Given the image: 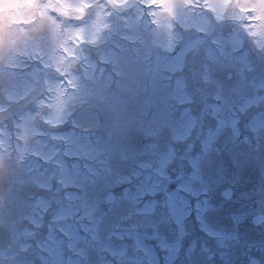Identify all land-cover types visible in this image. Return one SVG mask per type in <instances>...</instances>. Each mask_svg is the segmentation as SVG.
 <instances>
[{
  "label": "snow or ice",
  "instance_id": "obj_1",
  "mask_svg": "<svg viewBox=\"0 0 264 264\" xmlns=\"http://www.w3.org/2000/svg\"><path fill=\"white\" fill-rule=\"evenodd\" d=\"M137 108L161 118L130 152L125 115ZM242 120L243 141L264 148V0H0V225L35 239L52 257L41 264H92L103 204L128 205V223L114 226L127 230L108 236L146 254L148 228L171 223L182 237L183 193L208 191L204 164L226 130L241 137ZM117 155L135 167L101 201L96 185ZM176 163L183 179L170 188ZM210 206L197 201L196 218L211 232ZM253 221L264 225V213ZM104 247L131 259L127 247ZM161 247L175 258L177 247Z\"/></svg>",
  "mask_w": 264,
  "mask_h": 264
},
{
  "label": "rangeland",
  "instance_id": "obj_2",
  "mask_svg": "<svg viewBox=\"0 0 264 264\" xmlns=\"http://www.w3.org/2000/svg\"><path fill=\"white\" fill-rule=\"evenodd\" d=\"M208 11V10H206ZM151 14H146L145 17L141 18L140 23L143 26L145 20L151 23ZM121 23H126V21H121ZM259 77H257L258 79ZM143 145L138 148L133 149L129 147V151H138ZM250 158L254 165H249L246 163L245 158ZM264 152L261 149L255 147V141L252 143H245L242 138L238 139V142L233 144L231 140L225 145L224 148V158L223 161L215 160L212 161V167L217 169L218 175H222V186L223 187H235L236 190V200L226 201L223 205L220 203V198L212 201L217 208L218 212L213 218L212 214H208L206 217L209 228L216 231H229L224 233H234L239 239H242L244 245L248 247L256 246L260 247L264 245V235H262L258 229H252L251 225L245 219L247 215L248 205L251 203L248 196L252 190H259L261 187V182L258 178V170L264 167ZM113 173L106 175L102 178L96 185L95 194L102 201L105 193L109 190L110 185L115 181L118 175L126 174L135 167L131 159L122 160L117 155L112 160ZM183 169L177 164L172 169L173 173H180ZM119 192V189H116ZM239 205V210L237 209ZM102 207L107 210L106 216V231L105 238L102 244L97 247L95 242L91 248V259L95 264H107L108 262V250L104 247L107 245L108 248L119 249L127 247L128 255L132 256L136 261V264H144L145 257L136 254L133 250L134 243L131 238L124 237V239H119L116 235L108 236V232H124L127 229L120 227H114L117 224L124 225L128 221L122 220L121 217L125 216L129 211V207L126 203H121L119 205H114L111 208L107 205H102ZM194 231L197 232L193 235H179L176 226L174 224L168 223L161 225L159 231L156 235H153V229L148 228L147 232L141 234V240L144 245L149 249L148 256L155 255L157 258L156 264H168L165 261V257L161 253L162 244H172L174 247L178 248V259L185 260L186 257H192L193 259H198L194 249L201 246V242L206 243L208 246L214 244V240L205 234H200L196 225H193ZM233 231V232H232ZM176 254V256H177ZM155 258V259H156ZM169 261L172 259L169 255Z\"/></svg>",
  "mask_w": 264,
  "mask_h": 264
},
{
  "label": "clouds",
  "instance_id": "obj_3",
  "mask_svg": "<svg viewBox=\"0 0 264 264\" xmlns=\"http://www.w3.org/2000/svg\"><path fill=\"white\" fill-rule=\"evenodd\" d=\"M155 113V115H154ZM161 118V114L154 109L153 111H149L147 113L143 112L139 108H137L133 112H129L125 115V119L129 121L127 133L125 136L126 143L131 146L133 149L138 148L140 145H143L147 140L151 139L145 136V128L149 126L153 121L159 122ZM209 122L211 118H208ZM111 119L108 121H104L102 118V127L99 129H95V131L101 135H104L105 129L107 126H110ZM244 121H241V130L242 134H244ZM167 129L165 130V134L162 139H167ZM203 133H201V136ZM239 138L235 140L231 137L230 131H225L218 142V151H214L211 154L210 161L220 160L223 161L224 158V148L229 140L233 144L238 142ZM254 141V140H253ZM262 152H264V148H261ZM264 160V157H262ZM205 162L204 164V177L207 182L208 191L200 192L198 194L185 192L183 193L185 199L188 201L187 207L191 210V214L188 215L184 221L185 224V235H193L197 234L193 229V225L195 224L200 234H205L214 240V244L208 246L206 243L201 242V246L197 249H194L196 256L198 259H193L192 257H186L185 260H179L178 254L175 258L169 261V253L167 249L161 247V253L165 257V261L168 264H264V245L260 247L252 246L248 247L243 244L242 239L237 238L236 236L233 239L221 241L219 237L213 235V232L224 233L229 231H216L211 229L210 231H205L201 228L200 222L197 220V209L196 203L197 201L203 200V198H207L210 207L205 213V217L208 214H212L213 218H215V214L218 212L217 206L212 203V201L220 198V203L223 205L226 201H235L236 200V190L235 187H223L222 186V175H218L217 169L212 167V163ZM179 163L173 164L170 168V173L172 176V181L169 184L170 186H174L176 183L182 182V177L177 178V175L172 174V169ZM186 162H185V170H186ZM258 178L261 182V187L259 190H252L248 196L250 200V204L248 205L247 215L245 219L251 225L252 229H258V231L264 235V225L256 224L253 221V217L264 213V167L258 170ZM171 187V188H174ZM231 190L230 197L226 194V190ZM239 205H237V209L239 210ZM233 232V231H232ZM22 243H26L28 246L23 247ZM133 250L136 254L145 257L144 264H153V261L148 258V253L146 254L142 248L138 249L133 246ZM108 261H111L112 264H136L134 258L130 255L131 259L126 258H117L111 255L108 251ZM41 256H48L47 252L42 251V249L38 246L35 239L24 240L21 237L20 241H17L15 236L10 234L8 231L7 225H0V264H41ZM77 257H73L76 259ZM48 259L51 260L52 257L48 256ZM92 264L95 262L91 259Z\"/></svg>",
  "mask_w": 264,
  "mask_h": 264
}]
</instances>
